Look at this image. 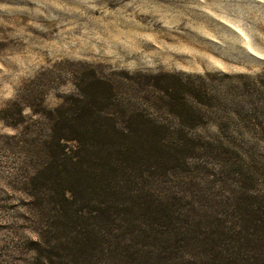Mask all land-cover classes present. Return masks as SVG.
Instances as JSON below:
<instances>
[{
  "label": "rangeland",
  "instance_id": "obj_1",
  "mask_svg": "<svg viewBox=\"0 0 264 264\" xmlns=\"http://www.w3.org/2000/svg\"><path fill=\"white\" fill-rule=\"evenodd\" d=\"M81 77L110 80L128 105L171 125L165 87L204 99L194 132L219 151L155 184L185 194L198 218L229 223L264 195V0H0V109L31 91L55 107ZM15 132L0 119V264H30L35 237L12 185L18 156L4 144Z\"/></svg>",
  "mask_w": 264,
  "mask_h": 264
},
{
  "label": "trees",
  "instance_id": "obj_2",
  "mask_svg": "<svg viewBox=\"0 0 264 264\" xmlns=\"http://www.w3.org/2000/svg\"><path fill=\"white\" fill-rule=\"evenodd\" d=\"M165 88L178 125L131 107L104 77H81L55 107L31 91L0 109L16 131L4 144L18 156L30 264H264V195L246 198L234 222L206 223L185 194L155 188L161 173L219 151L194 132L204 99Z\"/></svg>",
  "mask_w": 264,
  "mask_h": 264
}]
</instances>
